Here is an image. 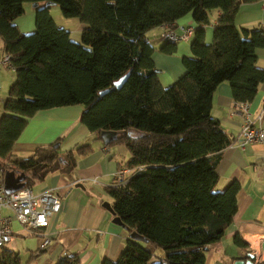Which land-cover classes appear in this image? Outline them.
I'll return each instance as SVG.
<instances>
[{"label": "trees", "instance_id": "obj_1", "mask_svg": "<svg viewBox=\"0 0 264 264\" xmlns=\"http://www.w3.org/2000/svg\"><path fill=\"white\" fill-rule=\"evenodd\" d=\"M255 1L260 0H0V38L15 74L0 116L1 175L21 171L29 187L50 171H71L76 156L91 151L89 143L64 156L53 144L28 157H12L11 151L35 112L80 105L79 121L89 131L124 133L109 144L125 145L128 158L118 169L129 173L117 182L114 176L106 192L127 236L134 231L146 239L126 237L118 258L101 264H207L205 251L231 225L240 189L237 179L216 188L217 163L233 139L211 115L213 91L227 81L233 100L249 103L264 80L256 54L264 48V29L235 23L240 5ZM46 2L64 18L79 20L80 41L55 23ZM25 3H37L30 32L15 23ZM187 16L194 28L191 55L182 57L183 73L163 87L145 33ZM175 48L164 41L159 50L173 54ZM128 129L138 135H126ZM232 239L247 244L238 233ZM0 248V264H23L16 251ZM54 264L79 260L65 253Z\"/></svg>", "mask_w": 264, "mask_h": 264}, {"label": "crops", "instance_id": "obj_2", "mask_svg": "<svg viewBox=\"0 0 264 264\" xmlns=\"http://www.w3.org/2000/svg\"><path fill=\"white\" fill-rule=\"evenodd\" d=\"M262 8V0L241 4L235 18L236 25L246 28L261 26L264 23ZM33 10L34 6H26L25 13L15 20L22 32L33 30ZM217 15L218 12L213 14L212 22ZM191 19V16L181 18L171 28L179 33L184 27L193 25ZM55 23L67 29L71 39L80 41L81 27L78 19H65L60 16ZM162 29L163 26L152 28L145 35L155 48L153 62L161 70L158 78L161 85L165 86L183 73L182 57L191 55L192 36L188 40L176 42L173 54H165L159 50L164 43L160 37ZM211 31L212 29L205 30L206 42L211 40ZM2 54L4 46L0 38V56ZM256 54L257 65L264 69V48L257 49ZM7 69L12 70L0 67V79ZM14 79L15 74L10 82ZM5 98L6 95L3 97L0 94V116ZM212 98L211 115L219 120L223 130L234 140L243 122L244 112L240 103L233 100L230 84L227 81L219 83ZM247 110L251 117L261 114L256 125L264 128V80L258 85ZM81 111L80 105L39 110L27 119L13 144L12 157H28L36 148L52 144L54 147L56 143L62 156L68 151L74 152L75 147L81 144L89 143L92 148L90 152L76 156V163L71 171H50L41 178L34 179L29 186L35 194L51 189L60 195V210L51 217L47 227L39 229L50 238L45 249L38 250L42 237L29 233L8 209H2L3 215L11 217V228L14 232L12 239L4 247L16 251L19 256H28L25 264H54L65 253L76 254L79 264H101L104 259H117L125 245L127 230L112 223L113 215L102 204L106 201L111 204L106 188L113 181L119 164L127 160L128 152L124 144H103L100 133L89 131L79 121ZM3 161L0 157V162ZM216 171L219 175L217 189H223L234 179L240 183L237 211L225 235L232 239L238 233L251 246L247 243L240 247L233 243V247L224 253L213 243L207 250L206 260H214L212 264H233L235 259L243 257L245 251L252 250L253 247L258 264L261 262L259 244L264 239V143H247L241 148L231 142L221 152ZM128 173L129 171L125 175ZM2 180L4 183V174ZM213 255L217 258L213 259ZM221 257H224L223 263L220 261ZM20 260L22 262L21 258Z\"/></svg>", "mask_w": 264, "mask_h": 264}, {"label": "built area", "instance_id": "obj_3", "mask_svg": "<svg viewBox=\"0 0 264 264\" xmlns=\"http://www.w3.org/2000/svg\"><path fill=\"white\" fill-rule=\"evenodd\" d=\"M193 30V26L188 25L177 33L170 26L165 25L160 35L163 40L173 43L179 39L184 40L191 37ZM0 67L10 68V57L8 54L4 53L0 56ZM240 105L244 112V118L239 133L232 142L241 148L247 143H264V128L256 125V122L261 119V114L251 117L247 110L248 103H240ZM127 171V169H118L114 180L116 182L120 181ZM3 208L10 211L22 228L35 236L42 237L39 248L43 249L49 245L50 238L39 229L47 227L51 217L61 208V199L57 191L48 189L35 194L29 187L24 186L8 193L4 189L0 170V247L5 246L14 234L11 228V217L2 214Z\"/></svg>", "mask_w": 264, "mask_h": 264}, {"label": "water", "instance_id": "obj_4", "mask_svg": "<svg viewBox=\"0 0 264 264\" xmlns=\"http://www.w3.org/2000/svg\"><path fill=\"white\" fill-rule=\"evenodd\" d=\"M53 3L51 2H46V5H52ZM37 3H32V6L36 7ZM155 71L157 73H159L161 70L159 68H156ZM126 78V75L119 78L118 80H116L114 82V86L115 87H119L122 82L124 81V79ZM106 91V90H105ZM124 133H119L118 131L115 130H102L100 131V138L103 142V144L108 145L111 141L117 139L119 137V135H122ZM125 134L128 136H136L138 135L137 132L133 129H128L125 131ZM58 144H54V147L57 146ZM13 170H7L4 172V189L6 192L10 193V192H14L18 189H21L25 186V174L23 172H19L17 173ZM102 206H104L112 215V223L124 228L125 230L126 227L123 224V222L120 220V218L118 216L115 215L113 208L111 206V204L109 202H103ZM128 238L131 239H136V240H143L146 241V239L137 234L136 232H129L128 233ZM249 245H251L249 242H247ZM260 250H261V255H264V239H262L260 241L259 244ZM261 260H264V257L262 258V256L260 257ZM256 255L254 253H252V250L249 249L248 251H245V254L243 257H239L237 259L234 260L233 264H257L256 262Z\"/></svg>", "mask_w": 264, "mask_h": 264}, {"label": "rangeland", "instance_id": "obj_5", "mask_svg": "<svg viewBox=\"0 0 264 264\" xmlns=\"http://www.w3.org/2000/svg\"><path fill=\"white\" fill-rule=\"evenodd\" d=\"M263 2H264V0H262V7H263ZM31 5L32 3H25V5L28 7L29 5ZM25 6V7H26ZM262 10H264V8H262ZM264 14V13H263ZM263 14H262V16H263ZM50 15L52 16V18L56 21V20H58L59 18H60V16H61V18H64L62 15H61V12H60V10L58 9V6H56V5H52V7L50 8ZM264 17V16H263ZM65 19H67V18H65ZM262 21H264V20H262ZM71 26V24L69 25V27ZM171 27V26H170ZM239 29H240V27L239 26H237ZM261 27L264 29V23H262L261 24ZM206 29H211L210 27H207ZM160 37H161V35H160ZM189 38H187V39H184V40H188ZM183 39H179V40H177V41H175V42H173V43H175L176 44V42H178V41H182ZM165 41V40H164ZM165 42H167V41H165ZM209 43V42H208ZM13 76H14V72L12 71V70H10V69H7L6 70V73L4 74V76L0 79V94L4 97L5 95H7L6 93L8 92V89H9V86H10V81H12V79H13ZM169 85V84H168ZM168 85H165V86H163V87H166V86H168ZM229 229V228H228ZM227 231V230H226ZM226 234V233H225ZM252 239V238H251ZM253 240V239H252ZM256 242V241H255ZM216 243V245L215 246H217V247H219L220 249H222L223 251H224V253H225V251H229V249L231 248V247H233V240L231 239V238H227L226 237V235H223V237L220 239V240H218L217 242H215ZM250 243V242H249ZM257 243V242H256ZM251 246V245H250ZM252 248V253H254L255 254V250H254V248L253 247H251ZM257 248V247H256ZM41 249V248H40ZM43 249H45V248H43ZM0 250H1V248H0ZM205 253H206V258H207V251H205ZM227 253H229V252H227ZM223 254V253H222ZM209 255V254H208ZM222 256H225V255H222ZM262 256V258L264 257V255L262 254L261 255ZM20 258L22 259V263L24 264L26 261H27V258H28V256H22V255H20ZM217 257H216V255H213V259H216ZM223 259H224V257H221L220 258V261H221V263H223ZM214 260H212V262H213ZM212 262H209V260H207V264H212Z\"/></svg>", "mask_w": 264, "mask_h": 264}, {"label": "bare ground", "instance_id": "obj_6", "mask_svg": "<svg viewBox=\"0 0 264 264\" xmlns=\"http://www.w3.org/2000/svg\"><path fill=\"white\" fill-rule=\"evenodd\" d=\"M252 240V239H251Z\"/></svg>", "mask_w": 264, "mask_h": 264}]
</instances>
